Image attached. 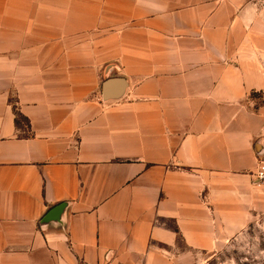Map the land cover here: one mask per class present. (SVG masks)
I'll return each mask as SVG.
<instances>
[{
    "label": "crops",
    "instance_id": "1",
    "mask_svg": "<svg viewBox=\"0 0 264 264\" xmlns=\"http://www.w3.org/2000/svg\"><path fill=\"white\" fill-rule=\"evenodd\" d=\"M255 13L0 0V264H187L264 214Z\"/></svg>",
    "mask_w": 264,
    "mask_h": 264
},
{
    "label": "rangeland",
    "instance_id": "2",
    "mask_svg": "<svg viewBox=\"0 0 264 264\" xmlns=\"http://www.w3.org/2000/svg\"><path fill=\"white\" fill-rule=\"evenodd\" d=\"M247 2L256 7L255 20L264 23V0ZM187 264H264V214L253 217L243 230L222 244L218 251L192 257L189 255Z\"/></svg>",
    "mask_w": 264,
    "mask_h": 264
},
{
    "label": "water",
    "instance_id": "3",
    "mask_svg": "<svg viewBox=\"0 0 264 264\" xmlns=\"http://www.w3.org/2000/svg\"><path fill=\"white\" fill-rule=\"evenodd\" d=\"M124 90V83L121 79L107 80L102 85V96L105 99L118 98Z\"/></svg>",
    "mask_w": 264,
    "mask_h": 264
},
{
    "label": "built area",
    "instance_id": "4",
    "mask_svg": "<svg viewBox=\"0 0 264 264\" xmlns=\"http://www.w3.org/2000/svg\"><path fill=\"white\" fill-rule=\"evenodd\" d=\"M254 177L259 184L264 185V161L258 163Z\"/></svg>",
    "mask_w": 264,
    "mask_h": 264
},
{
    "label": "trees",
    "instance_id": "5",
    "mask_svg": "<svg viewBox=\"0 0 264 264\" xmlns=\"http://www.w3.org/2000/svg\"><path fill=\"white\" fill-rule=\"evenodd\" d=\"M20 121H23V120L16 115V123H19Z\"/></svg>",
    "mask_w": 264,
    "mask_h": 264
}]
</instances>
